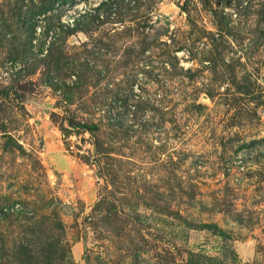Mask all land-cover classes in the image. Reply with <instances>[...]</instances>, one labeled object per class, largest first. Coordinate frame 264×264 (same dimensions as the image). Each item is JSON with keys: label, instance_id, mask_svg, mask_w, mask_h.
<instances>
[{"label": "rangeland", "instance_id": "374dc122", "mask_svg": "<svg viewBox=\"0 0 264 264\" xmlns=\"http://www.w3.org/2000/svg\"><path fill=\"white\" fill-rule=\"evenodd\" d=\"M0 264H264V0H0Z\"/></svg>", "mask_w": 264, "mask_h": 264}]
</instances>
